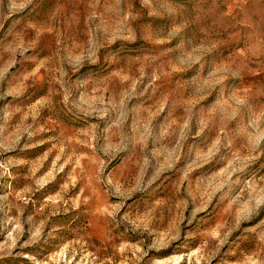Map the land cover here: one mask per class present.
I'll use <instances>...</instances> for the list:
<instances>
[{
  "label": "rangeland",
  "instance_id": "374dc122",
  "mask_svg": "<svg viewBox=\"0 0 264 264\" xmlns=\"http://www.w3.org/2000/svg\"><path fill=\"white\" fill-rule=\"evenodd\" d=\"M0 264H264V0H0Z\"/></svg>",
  "mask_w": 264,
  "mask_h": 264
}]
</instances>
